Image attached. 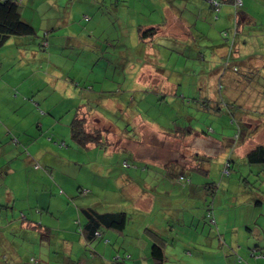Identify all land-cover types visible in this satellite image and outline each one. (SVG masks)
I'll use <instances>...</instances> for the list:
<instances>
[{
    "label": "rangeland",
    "instance_id": "374dc122",
    "mask_svg": "<svg viewBox=\"0 0 264 264\" xmlns=\"http://www.w3.org/2000/svg\"><path fill=\"white\" fill-rule=\"evenodd\" d=\"M35 1L24 0L23 18L36 28L31 38L42 55L22 65L18 60L8 73L4 66L5 79L11 81L18 70L23 73H17L20 76L13 81L23 79L28 72L22 70L33 66L60 79L59 94L63 80L74 82L81 96L91 97L93 113L107 118L103 122L91 115L92 128L108 129L103 133L109 151L119 145L123 150L106 155L102 147L88 150L79 145L69 125L74 115L68 109L73 108L70 101L57 98L56 91L46 86L45 94H40L51 93V102H45L53 108V120L44 118V132L36 131L37 125L30 127L35 131L28 135L34 146L17 145L21 154L16 146V159L9 160V154L0 149V264H66L68 257L80 259L79 264H96L90 252L82 256L80 242L73 245V253L64 250L58 230L74 225L80 233L75 208L93 205L105 210L120 204L112 208H124L130 214L127 229L135 232L150 209L139 204L142 194L135 196L137 192L124 183L128 174L138 180L135 187L143 191L148 185L153 190L158 186L156 195L165 197L164 210L159 206L150 213L156 223H166L165 264H257L247 258L257 246L264 252V163L250 164L246 152L257 142L264 144V0H238V6L223 3L218 18L209 6L204 7V0ZM237 12L245 13V19L239 16L240 24ZM153 22L161 23L159 31L148 35L159 36L152 43L139 42L140 29L152 28ZM45 31L53 35L46 49L40 47ZM234 38L241 47L239 55L243 49L245 58L239 56L237 70L232 58L224 69L223 55H231ZM14 89L19 100L13 101V108L7 101L0 102L1 126H8L9 111L19 126L28 122L24 115L33 108L23 100L38 102V110L48 112L36 94ZM247 129L251 136L244 134ZM228 161L231 173L224 175ZM171 162L174 177L166 167ZM93 169L108 178L93 183ZM148 175L160 176L162 183L145 180ZM181 176L191 177L192 188L191 182L188 186L178 182ZM26 188H31V195L39 192L38 196H24ZM207 197L209 204L214 202L217 247L206 239L210 230L205 224L211 227L202 217ZM22 210L28 219L53 227V236L46 228H23ZM168 219L177 225H169ZM233 232L245 250L239 251L234 244L228 253V234ZM130 239L122 236L118 243H126L134 256ZM118 243L110 241L111 246Z\"/></svg>",
    "mask_w": 264,
    "mask_h": 264
},
{
    "label": "crops",
    "instance_id": "0c3cea01",
    "mask_svg": "<svg viewBox=\"0 0 264 264\" xmlns=\"http://www.w3.org/2000/svg\"><path fill=\"white\" fill-rule=\"evenodd\" d=\"M33 3H36V1L33 0ZM206 4L207 3L204 2V7L205 8H206ZM169 6L170 5H168V7ZM23 13H24V11H23ZM239 16L245 18V13H241V15L239 14ZM216 18H218V17H216ZM151 24L152 25H156V24L157 25L158 24L161 25L160 23H154V22L151 23ZM184 26H186V24H184ZM184 30H185V28L183 29V32H184ZM156 36H159V35H151V36H148V37H142L138 33V38H139L138 41L139 42H143V43H152V39H154ZM163 36H167L168 37L167 39H169V35H163ZM183 36H186V35H183ZM28 42L30 43V39H27L26 37H13L7 42V44L5 46H3L0 49V51H1L0 52V61H1V70H2V73H1L2 76H0V102L1 101H7V102H9L8 105H10L11 108H13L14 104H15L13 101L19 100V95H17V93H19V92H17L16 89H14V88L17 87L18 89H20L21 91H24L25 93L36 94V97L38 99L40 98L42 103H44L47 106L49 111L53 112V108H51L48 105V103H47L48 101L51 102V100L48 99V95L51 94V93L49 92L46 95H43V94H40V93L41 92L44 93V90H45V88H43L44 86L45 87L49 86V87H51L50 89H52L54 92L56 91L55 95L57 96V98H58V95L60 96V98H62L61 95L59 94V91H57L60 88V86H59L60 85V80L56 76H54V75H45V74L42 76V72L34 69L33 66H30V68H28L26 70H22L24 72H28V74L24 73V75H26V76L23 79H20L18 81H13L14 77L20 76L17 73H19V74L23 73V72H21V70H18V72L16 71L17 73L14 76L11 75V79H10L11 81L5 79L4 73L6 72V69L3 70L4 66L7 67V73H8L10 68L13 67L12 65L15 62H17L18 60L21 61L20 65H22V63H25L27 61V59H30V60L34 61L40 56L41 53L38 50H36L35 48H33L32 46H29ZM34 42H36V41L34 40ZM149 49H151V47H149ZM242 51H243V53L241 55L243 56V55H245V53H244L243 49H242ZM31 56H32V58H30ZM223 57H225V54L223 55ZM23 69H24V67H23ZM28 81L30 83L26 85V83ZM24 88H30L32 90L30 92H28V91L24 90ZM61 88L63 89V93H64V89H65L67 91V92H65L66 95L68 94L69 97H71V98L74 97V92H73L74 90L72 89V86L69 85L66 81L62 82ZM15 91H16V93H15ZM60 91L62 92V90H60ZM46 100H47V102H45ZM23 102L24 103H29L31 105V107L33 108V110H32L33 112L31 114L28 115V113H27V114L24 115V117L27 119L28 122L24 123V124H21L19 126V124L15 123L13 121V119H12V117L10 115L11 112L9 111V113L7 115V119L5 120V122L7 123L8 126L4 127V126L0 125V149H1V146L3 147L1 149V153L7 152L9 154V160L16 159L18 157L17 153H14L17 145L21 144V145H30L31 147L34 146L33 141L28 136L29 133H34L35 132L34 129H31L32 127L35 128V125H37L38 129H36V131L40 130V132L41 131L44 132L43 131L44 126H45L44 118H48L49 120H53V117H50L48 114L43 113V115H40V113H38V111L35 109L34 105L31 102H29L27 100H23ZM17 109L18 108L15 107L13 109V111L15 112V111H17ZM92 113H93V110H92ZM101 114L102 113H99V114L93 113L92 115L94 117H96V119H98L99 121L103 120V122H105L107 120V118L103 117V114L102 115ZM0 115L2 116L1 113H0ZM28 116H30V117H28ZM136 117H137V115H136ZM28 125H29V127H27ZM49 125L50 124H48V126ZM200 136L204 137L203 135H200ZM13 137H17L18 138V140H19L18 144H14L12 142V138ZM89 146H90V149L93 148L94 150H97L99 148V146H97L95 143L90 144ZM17 147L19 148V150H17V152H19V155H20L21 154L20 153L21 146H17ZM109 148H111V147H109ZM109 148H107L105 150L106 151V155H109V154L112 155L116 151L123 150L122 146H120V145L113 147V149H111L110 151L108 150ZM25 150H26V148H25ZM136 154H137V151H135V155ZM23 159L27 160V157L25 156V157H23ZM157 163L159 165L162 164V163H159V161H157ZM25 164L26 163H24V165ZM166 166H167V164H166ZM7 168H8L7 171H10V166L9 165H7ZM91 175H92L93 183H100L101 184L102 180H106L108 178V177L103 176V175H98V173H96L94 171V169H93V171H91ZM151 178H154L152 183L156 184L157 180L159 182H161L160 181V179H161L160 176L148 175V177L145 180H151ZM162 179L166 180L167 177H162ZM176 179L177 178H175V180ZM123 180H124V183L129 186V188H130V190L132 192H133V190L137 192V193L133 192V194L135 196H137L140 193L142 194V196L140 198L141 201H138V202H139V204L142 203L144 206L146 205L147 209H150L148 211V215H151L150 213L154 212V209H156V206L159 205V204H160V207L162 209H164L163 207H164L165 204H164L163 200H164L165 197L163 195H156V193L159 191L158 190V186H157V188H154L155 190H153V188H151L148 185V187L147 186H146V188L144 187V189L142 191L140 186H139V188L135 187V186H137L135 184L137 183L138 180L133 175L128 174L126 176V179H123ZM149 184L151 185V183H149ZM31 193H33L31 188H26L23 191L24 196L27 195L29 197V199H33L34 197L38 196L39 192H37V194H35V195L34 194L31 195ZM159 193H161V192H159ZM17 200H18V198L16 197L15 201H17ZM13 203H14V200H13ZM51 204H52V201L49 204L50 207H51ZM89 206L95 207L96 209L100 210L96 206H93V205H89ZM118 206H120V204H116L115 206H110L107 209L100 210V211H107V210L116 211L117 209L116 208H112V207H118ZM84 207H88V206L84 205ZM24 208H26V205H25ZM121 209H124V208H121ZM80 210H81V208H75L77 217L79 216ZM24 213L26 215V212H24ZM202 214H203L202 217L204 218V211H202ZM20 217L23 220V228H25V229L35 228L36 229V227H39L37 224L32 223V222H36V221L34 219H31L30 216H29L30 219H28V217L26 219H23L22 212H21ZM42 220H43V218H42ZM43 228H46L45 230H47V231H49L51 233V235H50L51 237L53 236V232L55 231V229L53 227H51L50 225L49 226L45 225V227H41V229H43ZM205 228L210 230L209 231V235L206 236V239H207L208 243H210L211 246L215 245L217 247L220 244V236L217 235V232L214 233L213 232L214 228L208 227L207 223L205 224ZM147 229L148 230L150 229V231L151 230H155L156 232L161 233V235L164 236L165 234H164L163 231H166V226L164 224H159L158 222L156 223V221H153L150 218V216H148L145 220H143L142 222H140V224H138L137 228L133 229L138 234H136L135 232H132L131 230H128V229H127L126 235H122V234L115 233V232L114 233H110L111 235H109V237L112 239L111 242L115 240L118 243L120 241V239H122V236L123 237L128 236V237L131 238L130 242H131V244H133V248L135 250V254H134V256H132V258H131L130 262H128V264H154L153 261L151 260V257L148 256L149 250L148 251L147 250H144V251L142 250L143 246L146 249L147 248L150 249L149 248V243H150V246H151V242H152L151 236L149 235V233H147ZM232 229H234V228H232ZM76 230L77 229H76V227L74 225H72L68 229L64 228V229H61V230L59 229L58 230L59 232L62 231V238L60 239L61 240L60 244L63 247V249L69 251V253H73L74 252L73 245H75L77 243L79 244V242L82 244V247H84V249H85V246L87 245L86 242H85V239L81 235H79L76 232ZM35 231L38 232V230H35ZM140 232H142L144 235H147V236L146 237L145 236L142 237L140 235ZM73 234L75 236H77L76 240H75V236H73ZM235 234H236V232H233V234L231 236L228 234V240H229V243H230V249H227L228 253L231 252V249H232L231 247L234 244H236L238 246L239 251L240 250L241 251L245 250L244 246L239 245V243H238L239 239L238 240L235 239ZM237 235L239 237L238 233H237ZM141 237L145 238V240L141 239ZM46 239H48V237ZM0 240L2 241V237H1ZM202 240L203 239L201 238V241ZM209 240H210V242H209ZM248 242L246 243L247 247H249ZM70 244H71V246H70ZM201 245L204 246L205 244H203L201 242ZM93 246H94V249H92L90 251V253H91L90 257H92L95 260L96 264H107L108 258H112L113 255H115L116 253H123V252L130 253L127 250V248H125V247H128V245H126V243H124L123 241H122V243L120 242V243H118V245L114 244L113 246L105 244V243H102V242H97V243L93 244ZM87 247L89 248V246H87ZM84 249H83L82 256L85 255L86 253H88ZM257 249H259L260 252H262L261 250L263 249V247L262 246L261 247L257 246ZM165 250H166V248H165ZM136 252H137V254H136ZM246 253H248L247 249H246ZM262 253H264V252H262ZM146 254H147V256H146ZM247 259H249L252 262H256L257 264H263L264 263V257H261V258H252L251 257V258H247ZM79 261H80V259H79ZM79 261H77L78 264H79ZM69 263L70 264H75V260H72V259H70L68 257L67 260H66V264H69ZM236 264H245V263L244 262H241V263L237 262Z\"/></svg>",
    "mask_w": 264,
    "mask_h": 264
},
{
    "label": "trees",
    "instance_id": "16d2710c",
    "mask_svg": "<svg viewBox=\"0 0 264 264\" xmlns=\"http://www.w3.org/2000/svg\"><path fill=\"white\" fill-rule=\"evenodd\" d=\"M204 1H205V3H207L206 5L209 6L210 9H212L216 13V17H218L217 15L221 11V5L223 3H230V4H234L235 6H238V4H239L238 0H204ZM23 2H24V0H0V49L3 46H5L7 44V42L13 37H26L27 39H30V43L28 42L29 46H32L33 48L38 50L37 49V45H38L37 41L35 40V38H31L32 36H36V33H37L36 28L32 25L33 24L32 22L25 20L23 18V11H24V7L22 4ZM34 4H36V3H34ZM215 4H217V5H215ZM239 14L240 13L237 12V16L239 18L238 23L240 24L242 22V20L245 18L242 17L243 19H241L240 18L241 16L239 17ZM85 18L89 19L88 16H85ZM155 26H157V27H155ZM157 30L159 31V24L154 25L152 28H150L146 31H143L142 29H140L139 34L142 37H148V36H151V35H148L149 32L153 31L154 33L153 32L152 33L156 34ZM52 36H53L52 33H50L49 31H45L44 35L42 37V41L40 43V47H42L44 49L50 48L51 41L49 38H51ZM34 40L36 42H34ZM231 45L234 48L231 50L232 56L231 55L229 56L228 53L225 55L224 61H225V59H226V61H225L224 69L226 68V66L228 68L230 67L231 64H230L229 60H231V58H232V60H234V70H237V67L235 66V62L237 61V59H239V56H240L239 53L241 52L240 51L241 47H240V45L236 44L235 38L231 40ZM41 55H42V53H41ZM241 56H240V58H241ZM243 56L245 58V55H243ZM47 57L50 59L51 54H48ZM48 64L50 66V63H48ZM41 66H43V64ZM0 69H1V61H0ZM247 70H249V69H247ZM43 75H44V73L42 74V76ZM66 82L68 83V81H66ZM68 84L71 85L72 89L74 90L73 91L74 97L71 98V97H69L68 94L66 95L65 94V92H67L66 90H64V93L62 92L60 95L62 97L61 98L62 100L70 101V103L73 107V108L69 107L68 109L74 112L72 121L69 124L71 126V132H72V136H73L74 140L79 145H83V146L87 147V149H89V147H90L89 145L93 144V143H95L97 146L102 147L104 149L109 148V144H107V142L105 140V132L103 133V131H106L108 129L100 128L98 126L92 128V124L90 123L92 110L94 109V106H92L91 103L90 104L88 103L89 100L91 101V97L86 95L87 99H85V96L80 95L81 93H80V91H78V88L76 89L74 87V82L68 83ZM43 88H45V86ZM204 99H205V97H204ZM33 105H34L35 109L38 111V113H40V115H43V113H45V114H48L50 117H53V118L55 117V113L52 112V113H54V114H52L51 111H49V109H48V112H46L44 110L42 111L41 109L38 110L39 109L38 106L40 105L38 102H35ZM181 132H184V131H180V133ZM255 132H257V131H255ZM244 134L245 135L249 134V136L252 135L251 131L248 132V129H247V131H244ZM12 142L14 144H18L19 140L17 137H13ZM196 156H197V154H196ZM246 157L248 158V162L250 164H262V163H264V144L262 142H257L250 150H248V152H246ZM196 159H198V157L195 158V161H196ZM197 161H199V160H197ZM203 161H205V159H202V162ZM176 162H178V161H176ZM172 163L173 162L169 163L166 167L169 169L168 173L173 176L174 171L171 170ZM126 165H128V162H126ZM182 166L184 167L185 165H182ZM193 167L194 166H192V168ZM230 167H231V162L228 161L226 163V166H225L224 175H229L231 173ZM179 180H178V182H180L183 186H188L189 185L188 183L191 182L190 187L192 188L191 177H188L185 179L183 176H181V178ZM186 184H188V185H186ZM214 189L215 188H213V190ZM213 190H212V195L215 194V192H214L215 190L214 191ZM214 199H215V195H214ZM207 200H208V197L203 200V204L205 207L204 208L205 209L204 218H206V220L208 221V224L212 228H215L219 231L217 218L215 216V211H214L215 210L214 202L212 201L209 204L207 202ZM260 203H261V201L258 200L257 204H260ZM157 206L158 207L156 209L159 208L160 204ZM162 210H164V209H162ZM80 214L83 215L84 221H83L82 217H80V215H79L77 218L78 219L77 224L79 225V232L80 233H78V231H76V232L85 239V242L87 244L85 246L86 252H90L92 249H94L93 244L99 242L101 239L104 240V242L102 241V243L111 245L110 241L112 239L109 237V235H111L110 233L115 232V233H119L122 235H126V233H127L130 214L124 209H119L116 211H114V210L100 211V210L96 209L95 207L88 206V207H82L80 210ZM22 217H23V219H26L27 215H25V213L22 212ZM176 219H177V223L184 225V226L186 225V222L184 220L182 221L181 218L180 219L176 218ZM152 220L155 221V219H152ZM166 222H168L169 225H177L176 223L171 224L172 222L170 221V219H168ZM32 223L37 224L40 228L45 227L43 224H41V222L40 223L39 222H32ZM161 224H164L166 226V223H161ZM215 229L213 230V232L219 233ZM147 233H149V235L151 236V239H152L148 256L151 257V260L153 261L154 264H165V262L168 259V256H167L166 250H165V248L168 244L167 237L165 235L164 236L161 235V233H158L155 230L150 231V229L149 230L147 229ZM87 246H89L90 249ZM256 248L257 247H255L254 249H250V251L248 253L249 256L252 258L264 257V253L260 252L259 249H256ZM132 256L133 255H131L128 252L116 253L112 257L113 262H109V260L107 262L115 263V264L116 263H125L126 264L128 260L129 261L131 260ZM31 260L37 262L36 259H31ZM240 260L242 261V258ZM75 264H78V262L75 261Z\"/></svg>",
    "mask_w": 264,
    "mask_h": 264
},
{
    "label": "built area",
    "instance_id": "2783aa9c",
    "mask_svg": "<svg viewBox=\"0 0 264 264\" xmlns=\"http://www.w3.org/2000/svg\"><path fill=\"white\" fill-rule=\"evenodd\" d=\"M215 5H217V4H215Z\"/></svg>",
    "mask_w": 264,
    "mask_h": 264
}]
</instances>
